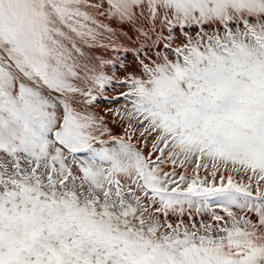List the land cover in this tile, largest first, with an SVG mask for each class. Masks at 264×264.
Returning <instances> with one entry per match:
<instances>
[{
    "label": "snow or ice",
    "instance_id": "obj_1",
    "mask_svg": "<svg viewBox=\"0 0 264 264\" xmlns=\"http://www.w3.org/2000/svg\"><path fill=\"white\" fill-rule=\"evenodd\" d=\"M0 264H264V0H0Z\"/></svg>",
    "mask_w": 264,
    "mask_h": 264
},
{
    "label": "rangeland",
    "instance_id": "obj_2",
    "mask_svg": "<svg viewBox=\"0 0 264 264\" xmlns=\"http://www.w3.org/2000/svg\"><path fill=\"white\" fill-rule=\"evenodd\" d=\"M118 71V69H117ZM161 219H163V217H161ZM201 219H203L204 221H208V222H211L210 221V217L208 216V214H202V216H195L194 215V219H193V222L197 224V226H199V223L201 222ZM169 220L170 222H178V220H183V222L185 224H188V215L187 213L183 216V217H179L177 218L176 216H170L169 217Z\"/></svg>",
    "mask_w": 264,
    "mask_h": 264
},
{
    "label": "bare ground",
    "instance_id": "obj_3",
    "mask_svg": "<svg viewBox=\"0 0 264 264\" xmlns=\"http://www.w3.org/2000/svg\"><path fill=\"white\" fill-rule=\"evenodd\" d=\"M131 60H132V56H131V54L129 53L128 56H127V60H126V62H131ZM117 74H118V75H122V72H120V71L118 70V71H117ZM101 103L103 104V101H102Z\"/></svg>",
    "mask_w": 264,
    "mask_h": 264
}]
</instances>
